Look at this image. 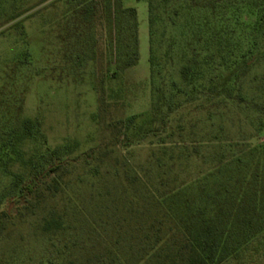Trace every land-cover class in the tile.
<instances>
[{
    "label": "rangeland",
    "instance_id": "rangeland-1",
    "mask_svg": "<svg viewBox=\"0 0 264 264\" xmlns=\"http://www.w3.org/2000/svg\"><path fill=\"white\" fill-rule=\"evenodd\" d=\"M108 2L0 0V146L26 119L39 124L41 136L20 145L18 159L0 161V217L6 224L0 264H144L147 254L170 253L150 250L160 231L156 218L165 228H185L195 219L200 195L222 219L239 208L246 216L261 215L253 204L264 201V133L228 145L249 139L264 124V55L235 86L236 67L220 70L216 97L204 98L179 76L191 48L173 16L174 0H121L120 7L111 0V8ZM149 2L156 10L153 35ZM124 8L135 9L138 28ZM159 104L166 105L164 113L169 107L170 125L180 122L189 140L204 139L224 154L217 169L203 167L197 185L185 184L197 174L194 165L177 177L180 168L172 161L184 156L163 153L157 140H138ZM130 122L131 146L125 148ZM153 124L162 125L160 119ZM59 164L60 176L43 174L39 190L26 192L37 172ZM146 172L147 181L162 182V194L180 189L162 202L158 215L139 214L119 196L127 176L142 179ZM53 180L58 189L51 191ZM50 211L66 223L60 236L38 227ZM256 216L254 230L264 226V215ZM228 264H264V235Z\"/></svg>",
    "mask_w": 264,
    "mask_h": 264
},
{
    "label": "trees",
    "instance_id": "trees-1",
    "mask_svg": "<svg viewBox=\"0 0 264 264\" xmlns=\"http://www.w3.org/2000/svg\"><path fill=\"white\" fill-rule=\"evenodd\" d=\"M120 1L116 0L119 7ZM110 4L111 0L108 2L109 8H111ZM122 12L132 20L133 27L138 28L135 9L124 8ZM148 13L150 32L153 35L156 10L152 2H149ZM173 16L179 21L182 37L191 48L190 60L179 70L180 79L186 86L191 87L192 91L200 93L204 98L216 97V74L220 70L227 71L236 67L232 78V86H235L241 74L264 55V0H174ZM165 106L159 104L154 108L150 125L140 132L137 131L141 134L138 140H149V145H154L153 141L157 140V147L163 153L169 150L172 154L184 156V161L180 159L172 161L174 166L179 165L180 168L177 177L180 176V171L182 174V171L186 173L194 165L197 174L185 184L197 185L203 178V167L209 170L217 169L218 164L222 163L224 154L214 152L204 139L196 142L189 140V134H186L180 122L174 126L170 125L169 117L172 112L168 106L167 112H162ZM157 119H160L162 125L154 126L153 122ZM131 125L130 122L126 136L134 129ZM262 133H264V124L260 121L254 135L245 141L231 142L228 147L247 144L251 140L258 139ZM40 137L39 124L30 119L23 120L20 126L11 132L9 143L0 146V161L12 162L18 159L20 145L29 142L34 144ZM130 146L131 142L127 136L124 147ZM62 171L63 166L59 164L37 172L36 178L31 180L26 192L34 193L39 190V179L43 174L50 176L59 172L60 176ZM149 174L150 172H146L142 179L138 176L128 179L127 176L119 190V196L128 206L137 209L139 214L146 215L149 212L158 215L162 202L180 189L174 188L169 194H162L159 188L162 182L156 185L144 179ZM18 179L19 177L16 184ZM48 189L57 190L58 181L53 180ZM24 196L26 194L22 193L21 197ZM203 196L200 195L196 199L193 208L196 210L195 219L184 226L185 228L179 223L165 228L167 225H164L159 217L156 218L155 223H158L160 231L155 235L154 240L150 241V250L165 249L170 253L163 257L156 252L147 254L146 260H143L144 264H228L237 255L246 251L253 242L262 240L264 226L255 230L251 228L252 218L254 219L256 215L246 216L239 208L232 216L222 219L213 212L209 198ZM255 204L252 209L258 212L256 214L264 215V201L258 199ZM149 224L150 228L144 229L147 233L146 237L150 236L154 227L151 222ZM38 227L43 234L58 232L60 236L65 232L66 223L60 212L58 214L50 211L42 216ZM5 229L6 224L0 217V236ZM148 241L147 238L144 241L145 250L149 247L146 246Z\"/></svg>",
    "mask_w": 264,
    "mask_h": 264
}]
</instances>
